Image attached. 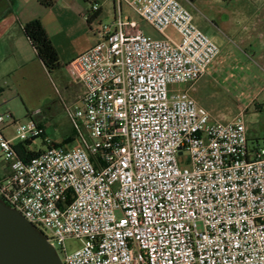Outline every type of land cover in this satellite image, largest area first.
Instances as JSON below:
<instances>
[{
  "label": "built area",
  "instance_id": "1",
  "mask_svg": "<svg viewBox=\"0 0 264 264\" xmlns=\"http://www.w3.org/2000/svg\"><path fill=\"white\" fill-rule=\"evenodd\" d=\"M123 3L163 37L123 20ZM114 4V23L69 65L85 88L70 114L82 146H54L32 117L0 113L10 168L0 199L47 235L63 264H264V148L249 147L243 112L221 121L189 88H170L192 86L219 46L180 0ZM100 10L95 2L83 17ZM11 126L20 143L45 147L21 157L4 134ZM70 238L81 241L72 252Z\"/></svg>",
  "mask_w": 264,
  "mask_h": 264
},
{
  "label": "rangeland",
  "instance_id": "2",
  "mask_svg": "<svg viewBox=\"0 0 264 264\" xmlns=\"http://www.w3.org/2000/svg\"><path fill=\"white\" fill-rule=\"evenodd\" d=\"M74 0H72L73 2ZM69 0H55L54 30L59 29V22L68 21L60 35L62 51L71 54L91 43L96 42V30L101 24L112 25L116 19L113 0L103 4V12L91 25L81 16L83 26L69 9ZM91 5L102 0H80ZM101 6V5H100ZM193 14L194 23L206 33L220 48L219 60L214 67L224 69L216 76L207 74L195 84L170 85L175 90H190V94L204 106L216 119L229 121L246 105L248 100L264 88V0H195L188 6ZM123 20L136 21L138 30L151 38H162L163 34L127 4L123 3ZM115 29V27H114ZM263 33V37H261ZM58 34V32H57ZM165 35L179 42L181 37L172 27L165 30ZM61 63V62H60ZM69 74L71 71L69 70ZM64 66L43 76L40 82L28 83L22 94H10L0 106V113L11 112L18 121H25L31 116L37 122L45 119L47 137L65 149L73 150L82 146L83 137L74 129L70 114L81 106V84L73 82ZM264 104V94L260 97ZM250 131L249 147L264 148V105L262 110L255 107L244 114ZM43 127V126H42ZM44 128V127H43ZM8 137L16 134L15 126L5 129ZM87 136V132L82 131ZM254 135V136H253ZM256 137V138H255ZM38 151L45 147L42 139H35L28 145ZM183 166H189V154L184 152L178 157ZM10 172L3 157H0V179ZM65 245L72 252L81 246V241L70 238ZM59 256L63 255L58 251Z\"/></svg>",
  "mask_w": 264,
  "mask_h": 264
},
{
  "label": "crops",
  "instance_id": "3",
  "mask_svg": "<svg viewBox=\"0 0 264 264\" xmlns=\"http://www.w3.org/2000/svg\"><path fill=\"white\" fill-rule=\"evenodd\" d=\"M108 1L111 0H102V3L100 4L101 10L96 15V18L93 19L91 25L97 18L101 16L103 12V4ZM67 5L69 9H71V11L74 13L76 19L83 26H86L81 16H83V14L89 10L88 5L80 2V0H74L73 2L72 0H69ZM186 7L188 8V6ZM53 13L54 4L51 7H44L38 0H0V106L7 101V98L10 94H22L24 86L28 83L35 84L37 80L40 82L41 77H49V72L47 71L42 61L38 58L32 43L23 31L24 24L36 19H39L42 22L49 38L51 39L58 52L61 65L65 67L68 74L70 73L69 65L72 60L82 52L91 48L99 40L98 36L96 35L95 43L89 42L87 46L66 55L64 51H62V45L60 43L61 41L59 40V37L61 34H63L61 33L62 29L60 28H65L68 25V21L59 22V29L54 30V19L50 20L48 18L50 14L54 15ZM262 37L263 33H261L260 38ZM260 57L263 58L264 56L261 55ZM218 61H220L219 55L210 64L202 77L207 74L216 76L220 72L222 73L224 69L214 67V65L218 63ZM70 75L71 74H69V76ZM73 82L81 84L74 78ZM81 88L82 92L79 96V100H81V97L84 94L85 88L83 84H81ZM263 94L264 88L260 90L257 95L252 96L248 100L246 105L242 107V109L237 113V115L241 112L245 114L246 112L253 109V107H255L256 110H262L264 104L260 101V97ZM44 120L45 119L39 120L37 121V123L41 124L44 127V134L47 137V130L45 128V124H43L45 122ZM246 126L249 141L251 137L250 131L254 127H252V125H250L248 122L246 123ZM4 134L7 138L11 139L14 144L20 143L17 139L14 138V136L8 137L5 133V130ZM256 147L258 146H255L254 148ZM27 149L29 151L36 152L30 149L29 146H27ZM7 167L9 166L7 165Z\"/></svg>",
  "mask_w": 264,
  "mask_h": 264
},
{
  "label": "water",
  "instance_id": "4",
  "mask_svg": "<svg viewBox=\"0 0 264 264\" xmlns=\"http://www.w3.org/2000/svg\"><path fill=\"white\" fill-rule=\"evenodd\" d=\"M0 264H63L47 235L1 199Z\"/></svg>",
  "mask_w": 264,
  "mask_h": 264
},
{
  "label": "trees",
  "instance_id": "5",
  "mask_svg": "<svg viewBox=\"0 0 264 264\" xmlns=\"http://www.w3.org/2000/svg\"><path fill=\"white\" fill-rule=\"evenodd\" d=\"M38 1L44 7H51L55 3V0H38ZM23 31L30 40V42L32 43L38 58L42 61L47 71L51 73L54 70L58 69L61 65L58 52L55 46L53 45L51 39L49 38L42 22L39 19L30 21L24 24ZM31 143L32 141L27 142L25 144L23 143L16 144V149L18 153L21 155V157L28 159L39 153V151L33 152L27 149V146ZM53 145L60 146L56 143H53Z\"/></svg>",
  "mask_w": 264,
  "mask_h": 264
},
{
  "label": "flooded vegetation",
  "instance_id": "6",
  "mask_svg": "<svg viewBox=\"0 0 264 264\" xmlns=\"http://www.w3.org/2000/svg\"><path fill=\"white\" fill-rule=\"evenodd\" d=\"M184 5L189 6L191 5L195 0H180Z\"/></svg>",
  "mask_w": 264,
  "mask_h": 264
}]
</instances>
